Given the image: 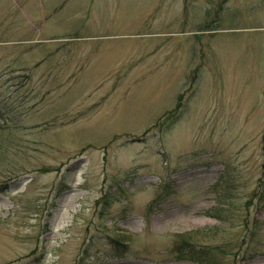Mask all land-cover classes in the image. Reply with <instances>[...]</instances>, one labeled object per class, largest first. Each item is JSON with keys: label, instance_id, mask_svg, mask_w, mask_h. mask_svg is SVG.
Wrapping results in <instances>:
<instances>
[{"label": "rangeland", "instance_id": "374dc122", "mask_svg": "<svg viewBox=\"0 0 264 264\" xmlns=\"http://www.w3.org/2000/svg\"><path fill=\"white\" fill-rule=\"evenodd\" d=\"M1 183L0 264H264V0H0Z\"/></svg>", "mask_w": 264, "mask_h": 264}, {"label": "trees", "instance_id": "16d2710c", "mask_svg": "<svg viewBox=\"0 0 264 264\" xmlns=\"http://www.w3.org/2000/svg\"><path fill=\"white\" fill-rule=\"evenodd\" d=\"M182 101H183V96L181 95L179 98H178V103H177V106L176 108L173 110L172 113H178L180 110H181V107H182ZM2 185V183L0 184V186ZM4 185V184H3ZM188 242H186L187 244ZM183 244L182 245L180 242L178 244V242L176 243V248H177V251L179 254L181 255H185L186 253H188V247L185 245V242L183 241ZM190 248V247H189ZM192 251V252H191ZM190 252L191 253H195L194 250H191ZM84 264V263H83Z\"/></svg>", "mask_w": 264, "mask_h": 264}, {"label": "bare ground", "instance_id": "6f19581e", "mask_svg": "<svg viewBox=\"0 0 264 264\" xmlns=\"http://www.w3.org/2000/svg\"><path fill=\"white\" fill-rule=\"evenodd\" d=\"M101 39H106V37H105V35L104 34H101V35H96V36H90V38H86L85 39V41L87 42V43H90V42H98L99 40H101ZM105 51V50H104ZM175 57H176V54H175ZM102 58V57H101ZM175 60V59H174ZM77 65H80V66H78L79 67V70H77V71H81V67L83 66V65H81V64H76L75 65V67L77 68ZM181 96V95H180ZM179 96V97H180Z\"/></svg>", "mask_w": 264, "mask_h": 264}]
</instances>
